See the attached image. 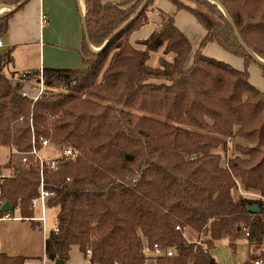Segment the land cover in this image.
<instances>
[{
  "label": "trees",
  "instance_id": "trees-1",
  "mask_svg": "<svg viewBox=\"0 0 264 264\" xmlns=\"http://www.w3.org/2000/svg\"><path fill=\"white\" fill-rule=\"evenodd\" d=\"M83 1L90 44L101 47L143 0ZM153 1L99 52H91L83 36L82 68L44 67L41 75L30 70L12 79L13 72L4 73L12 50L0 47V146L22 154L46 139L75 152L59 160L57 170L43 172L45 188L54 193L47 205L57 207L56 231L45 238L48 258L65 261L77 246L83 256L90 250L93 264H143L147 242L176 252L156 258L157 264H212L207 250L221 239L232 248L243 237L256 247L264 241V91L250 80L248 65L255 61L208 0H169L204 27L196 47L176 27L174 13L160 9L155 29L136 47L131 34L147 22ZM216 1L245 45L264 59V0ZM22 5L0 14V39ZM208 43L241 58L244 67L205 55ZM157 51L158 66H150ZM255 64L264 80V66ZM40 82L36 101L22 96L26 85ZM230 140L224 167L212 151H227ZM4 165L13 170L0 175V206L9 201V213L33 216L38 167ZM237 179L259 198L235 199ZM252 205L259 211L251 212ZM184 229L198 240H187ZM256 259L264 262V250L250 253L244 264ZM25 260L0 253V264Z\"/></svg>",
  "mask_w": 264,
  "mask_h": 264
},
{
  "label": "crops",
  "instance_id": "crops-1",
  "mask_svg": "<svg viewBox=\"0 0 264 264\" xmlns=\"http://www.w3.org/2000/svg\"><path fill=\"white\" fill-rule=\"evenodd\" d=\"M17 3V0H0V12L11 11L6 6H13ZM159 9L170 14L174 13L176 27L196 47L204 35V29L198 28L196 39H194V35H189L190 31L187 30L183 22L184 16L180 13L181 10L176 11L169 0L153 1L146 11L147 22L132 32L130 41L136 47L142 48L139 42L144 40L155 29L159 21L157 11ZM84 14L85 5L83 0H26L10 16L7 33L4 39H0L2 42L1 48L12 50L11 65L23 71L41 70L44 67L82 68L84 67L82 53L84 36L82 15L84 16ZM41 15L45 16V22L41 21ZM211 45L216 44L208 43L203 48L204 54L206 48ZM12 70L16 69L6 66L4 73L8 75ZM27 87H30V85L28 84ZM27 91L30 93L35 92L28 89ZM55 147L59 150L58 146ZM10 149L13 154L17 153L14 147H10ZM12 170L11 167L10 173ZM0 175L2 177L6 176L1 173ZM238 180L239 195L247 198H259L258 192L242 190V183ZM49 208L51 207L47 205L46 209ZM33 212V216L26 218L21 217L17 210L12 213L7 211L0 215V253L8 256L25 257L24 264H55L54 260H50L46 256L45 238L47 233L55 228L56 222L52 228H49L46 226V214L44 222H41L36 218L41 215L39 208H33ZM6 214L9 215L8 218L4 217ZM263 250L264 241L256 247L250 244L248 240V254L260 253ZM211 262L216 264L213 261ZM63 264H90V261L83 256L77 246H72L69 250L68 258L63 261Z\"/></svg>",
  "mask_w": 264,
  "mask_h": 264
},
{
  "label": "rangeland",
  "instance_id": "rangeland-1",
  "mask_svg": "<svg viewBox=\"0 0 264 264\" xmlns=\"http://www.w3.org/2000/svg\"><path fill=\"white\" fill-rule=\"evenodd\" d=\"M190 7L195 8L194 3L188 2L187 3ZM8 12V11H2L1 13ZM180 13L183 14L184 19L183 22L185 26L187 27V30H189V35H194V39L198 36V28L204 29L202 24L199 22V20L196 18V16L189 10H181ZM213 20V19H212ZM205 31V29H204ZM192 37V36H190ZM4 39V37L2 38ZM95 47V46H94ZM99 48V47H96ZM209 50V51H208ZM13 55V54H12ZM205 55L215 58L219 61H223L225 63H229L230 65L242 69L243 62L240 58L229 54L225 52L223 49L216 45H211L210 47L206 48ZM162 56L161 51H157L151 54L150 59L148 61L150 66L156 67L158 66V59ZM168 59L171 58V56H167ZM7 66L9 68H14L16 70H12V79H17V77L23 72L20 68H16V66H12L10 62H8ZM248 71L250 75V80L252 84H254L257 88L264 91V80L262 79V76L259 72V68L255 63H251L248 65ZM11 73V72H10ZM9 76V74H8ZM30 87L25 86V90L29 91H37V88L39 86H35V83L29 84ZM228 150L225 151L222 146H219L216 149H213V153H218L221 155V161L220 163L222 166H224V162L227 156H229L233 150V143L232 140L228 141L227 144ZM58 152V149L53 145L49 144L44 148L41 152V155L44 158H49L56 154ZM11 160L13 163H20V154L16 153L13 154V151L9 147L6 146H0V173L2 175L8 176L10 173V168L5 166L4 164ZM12 174V171L10 175ZM239 181V180H238ZM244 188H242L243 190ZM232 195L235 199L238 198L239 195V189L238 187H235L232 190ZM56 213H57V207H51L49 209L45 210L46 214V226L49 228H52L55 225L56 222ZM184 236L189 241H195L198 240L196 237V233L190 229H184ZM208 253L211 256V261L215 262L216 264H243L245 261H248L249 254H248V240L247 238L243 237L236 241L235 247H230L227 239H221L217 242H215L213 247L208 248ZM212 263V262H211ZM153 264H157L156 261L153 262Z\"/></svg>",
  "mask_w": 264,
  "mask_h": 264
},
{
  "label": "built area",
  "instance_id": "built-area-1",
  "mask_svg": "<svg viewBox=\"0 0 264 264\" xmlns=\"http://www.w3.org/2000/svg\"><path fill=\"white\" fill-rule=\"evenodd\" d=\"M41 21L45 22V16L41 15ZM2 46V42L0 40V47ZM40 75H41V70H39ZM30 73L29 71H23L22 75L25 76ZM43 92V85L40 82L39 87L37 88V91L34 93H30L27 90H22L21 94L22 96L29 97L32 99V101H36L37 98L42 94ZM40 146H37L34 142H32V147L29 152L22 153L20 154V162L23 164H34L38 167L39 173H40V181H39V186H38V194L36 197H34L31 200V208H39L40 210V216L36 217L39 219V221L44 222L45 220V210L47 208V200L50 197L54 196V193L49 191L48 189L45 188L44 182H43V172L45 169L50 170V171H55L57 170L58 167V161L59 160H64L67 158H73L75 156V152L70 149V148H63L59 149L56 154L49 158H44L41 155V152L44 148H46L47 145L50 143L48 140L43 139L40 142ZM225 167V163H224ZM5 218H8L9 215H5ZM179 228V227H176ZM54 231H56V228H54ZM242 231L245 233V235H248L247 231L245 229H242ZM142 253L145 256V260L143 264H153V262L156 261V258L158 257H171L176 254L175 250L173 248H166L162 250L160 247L157 246V244H153L150 246L147 242H144L142 246ZM90 250H86L85 252V257L89 258L90 257ZM262 259H256L254 260V264H263ZM93 264V263H90Z\"/></svg>",
  "mask_w": 264,
  "mask_h": 264
},
{
  "label": "water",
  "instance_id": "water-1",
  "mask_svg": "<svg viewBox=\"0 0 264 264\" xmlns=\"http://www.w3.org/2000/svg\"><path fill=\"white\" fill-rule=\"evenodd\" d=\"M26 0H20L17 4L13 5V6H9L7 5V8H10L11 10H14L16 8H18L20 5H22ZM150 0H143L141 2V4L139 5V7L136 9V11L134 12V14L126 21L124 22L122 25H120L103 43V45L99 48H96L94 46H92L90 44L89 38H88V29L85 23V14L84 16L82 15V28H83V35L86 38V42L88 44V48L91 52L93 53H97L100 50H102L106 44L116 35L118 34L121 30H123L131 21L133 18H135L147 5V3ZM214 4H216L219 9L222 11L223 15L225 16L228 24L232 27L233 31H234V35L235 38L237 39V41L239 42V44L241 45V47L244 49V51L255 61V63L264 66V59L260 58L258 55H256L253 51H251L246 45L245 43L242 41V38L234 24V21L232 20L231 16L228 14V12L226 11V9L216 0H208ZM262 59V61L260 60ZM60 148V145L58 146ZM11 210V205L9 203V201H5L1 206H0V211L1 212H7ZM249 210L251 212H258L259 211V207L256 205H252L249 207ZM237 229H240L239 226H237ZM50 260H54L55 264H63V260L59 259V258H55L53 255L49 256Z\"/></svg>",
  "mask_w": 264,
  "mask_h": 264
},
{
  "label": "bare ground",
  "instance_id": "bare-ground-1",
  "mask_svg": "<svg viewBox=\"0 0 264 264\" xmlns=\"http://www.w3.org/2000/svg\"><path fill=\"white\" fill-rule=\"evenodd\" d=\"M262 61V59H260Z\"/></svg>",
  "mask_w": 264,
  "mask_h": 264
}]
</instances>
